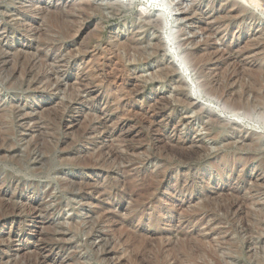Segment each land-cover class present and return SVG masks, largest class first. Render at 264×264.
Masks as SVG:
<instances>
[{
	"label": "rangeland",
	"instance_id": "obj_1",
	"mask_svg": "<svg viewBox=\"0 0 264 264\" xmlns=\"http://www.w3.org/2000/svg\"><path fill=\"white\" fill-rule=\"evenodd\" d=\"M261 210L264 0H0V264H264Z\"/></svg>",
	"mask_w": 264,
	"mask_h": 264
},
{
	"label": "bare ground",
	"instance_id": "obj_2",
	"mask_svg": "<svg viewBox=\"0 0 264 264\" xmlns=\"http://www.w3.org/2000/svg\"><path fill=\"white\" fill-rule=\"evenodd\" d=\"M119 48H120V50L121 51H123V52H125V53H129V51L130 50H133L134 51V54L135 53H138V50H136V48H135V45L133 46L129 41H127V42H123V43H120L119 45ZM192 55V54H191ZM190 55V56H191ZM192 56H194V57H197L198 59H200V60H202L203 59V57L200 55V56H197V54L195 53V52H193V55ZM118 58H122L121 57V55H119V57ZM137 58L139 59V58H141V56L140 55H138L137 56ZM143 58V57H142ZM137 59V60H138ZM143 59H146L145 57L143 58ZM122 64V63H121ZM222 74H223V72H222ZM225 74V73H224ZM155 77V76H154ZM228 77V76H227ZM179 84V83H178ZM228 84V83H227ZM207 85V84H206ZM213 87V86H212ZM221 88V87H220ZM205 90V89H204ZM220 90H222V89H220ZM226 91V90H225ZM214 92V91H213ZM212 92V93H213ZM216 92V91H215ZM222 92V91H221ZM242 98V97H241ZM217 99V98H216ZM238 99V98H237ZM243 99V98H242ZM234 100V99H233ZM240 100V99H239ZM232 101V100H231ZM238 101V100H237ZM237 103V102H236ZM259 103V102H258ZM252 105V104H251ZM200 106H201V108H202V105L200 104ZM200 108V109H201ZM243 108V107H242ZM239 109H241V108H239ZM247 115H248V113H247ZM211 123H213V126H212V130H213V137L214 138H220V136H221V132H222V130H224V124L221 122V121H211ZM209 130V129H208ZM262 136V135H261ZM249 142H250V145L249 146H253L255 149H258V146H257V144H256V141L255 140H253V139H251L250 138V140H249ZM249 148V147H248ZM256 151V150H255ZM225 159V158H224ZM222 160V159H221ZM153 171V170H152ZM136 185V184H135ZM157 185V184H156ZM132 186V185H131ZM145 193V192H144ZM147 195V194H146ZM4 204V203H3ZM7 207V206H6ZM12 211V210H11ZM253 214L252 215H249L250 217H252V216H254L255 217V219H250L251 220V223H252V225L251 226H249V227H251L252 229L251 230H253V229H255V230H260L261 232H263L264 233V230H263V227H264V211H260V212H252ZM107 215V214H106ZM104 216V217H107V216ZM110 216V215H109ZM244 217V216H243ZM249 217V218H250ZM253 217V218H254ZM248 218V217H247ZM249 221V220H248ZM250 223V224H251ZM191 224V223H190ZM188 236V235H187ZM180 238V237H179ZM188 238V237H187ZM196 239V238H195ZM197 240V239H196ZM201 240V242H202V239H200ZM200 240L198 239L197 241H199L200 242ZM180 241H182V240H180ZM187 242V241H186ZM201 242H200V244H201ZM204 242V241H203ZM205 243V242H204ZM133 244V243H132ZM135 244V243H134ZM186 244V243H185ZM190 244V243H189ZM203 244V243H202ZM206 244H207V242H206ZM205 245V244H204ZM135 246V245H134ZM137 246V245H136ZM194 246H195V244H194ZM197 246V245H196ZM202 246V245H201ZM133 247V246H132ZM199 247V246H198ZM136 248H138V247H136ZM173 248V247H172ZM177 248V247H176ZM190 248V247H189ZM205 248H206V246H205ZM183 249V248H182ZM203 249V248H202ZM133 250V249H132ZM138 250V249H137ZM168 250V249H167ZM173 250V249H172ZM189 250V249H188ZM191 250V249H190ZM210 250V249H209ZM169 251V250H168ZM197 251V250H196ZM196 251L195 252H191V253H188V257L189 258H187L188 260L187 261H190V263L191 264H193V263H195L196 262V260H195V256L196 257H198L197 255V253H196ZM199 251V250H198ZM197 251V252H198ZM202 253V255H207V257L208 256H214V259H213V262H214V260L216 261V263H214V264H224L223 262H222V260L217 256V253L213 250V249H211L210 251H205V249L204 250H200ZM131 252V251H130ZM132 253V252H131ZM175 253H178V252H175ZM174 253V254H175ZM200 253V252H199ZM167 254V253H166ZM173 254V255H174ZM180 254V253H179ZM185 254H186V252H185ZM197 254V255H196ZM133 255V254H132ZM168 255V254H167ZM127 256V255H126ZM176 256V255H175ZM181 256V255H180ZM255 258H256V261L258 262V263H261V262H263V260H262V258L260 257V256H258L259 258H257V254H255L254 253V255H253ZM131 257V256H130ZM136 259H137V257L136 256H134ZM140 257V256H139ZM171 257H172V255H171ZM173 258V257H172ZM178 258V257H177ZM202 258V257H201ZM206 258V257H205ZM208 259V258H207ZM128 260V259H127ZM132 260V259H131ZM205 260V259H204ZM128 261H130V259L128 260ZM142 262V261H141ZM209 262V261H208ZM176 263V262H175ZM207 263V262H206ZM43 264H44V262H43ZM45 264H47V263H45ZM180 264V263H179ZM201 264H204V263H201Z\"/></svg>",
	"mask_w": 264,
	"mask_h": 264
},
{
	"label": "water",
	"instance_id": "obj_3",
	"mask_svg": "<svg viewBox=\"0 0 264 264\" xmlns=\"http://www.w3.org/2000/svg\"><path fill=\"white\" fill-rule=\"evenodd\" d=\"M123 1H128V0H123Z\"/></svg>",
	"mask_w": 264,
	"mask_h": 264
}]
</instances>
